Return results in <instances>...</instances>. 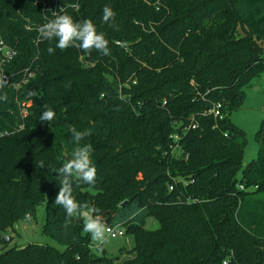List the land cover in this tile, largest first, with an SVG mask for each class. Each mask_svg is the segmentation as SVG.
Instances as JSON below:
<instances>
[{
    "label": "trees",
    "instance_id": "trees-1",
    "mask_svg": "<svg viewBox=\"0 0 264 264\" xmlns=\"http://www.w3.org/2000/svg\"><path fill=\"white\" fill-rule=\"evenodd\" d=\"M105 5L114 22H103ZM53 12L90 19L111 54H50L56 41L37 29ZM0 42L15 51L0 70V264H264V117L243 170L246 135L230 121L264 72V0H0ZM69 125L92 130L81 144L97 169L73 196L132 238L119 263L90 250L83 218L65 227L54 203V171L75 147ZM42 204L43 233L63 251L6 247L1 236Z\"/></svg>",
    "mask_w": 264,
    "mask_h": 264
},
{
    "label": "clouds",
    "instance_id": "clouds-1",
    "mask_svg": "<svg viewBox=\"0 0 264 264\" xmlns=\"http://www.w3.org/2000/svg\"><path fill=\"white\" fill-rule=\"evenodd\" d=\"M53 14L54 19L48 20L37 29L40 38L56 41L55 48H48L50 54L54 53L56 48L64 51L69 47L79 48L89 54L93 49L105 56L111 54L108 46L109 41L105 38V34L98 32L95 24L90 19L74 21L68 14H57L56 12H53ZM115 16L116 13L111 6L105 5L102 17L103 22H114ZM111 26L116 27L114 23ZM7 84L6 76L0 75V101L6 102L8 99L7 94L2 91ZM54 115L55 113L52 109H46L41 114L40 120L50 123L54 119ZM69 131L75 147L71 158L66 159L54 171L58 174L56 179L59 181L60 186L54 203L65 210V227L70 226L74 218H83L84 231L90 235L97 249L102 250V246L108 242V235L112 232V228L108 227L101 216L98 215L100 211L98 208L89 207L86 203L81 204L73 196L74 183L83 182L94 186L97 181V169L91 160L92 145L81 144L82 140L92 134V130L85 129L80 131L75 126L69 125Z\"/></svg>",
    "mask_w": 264,
    "mask_h": 264
},
{
    "label": "rangeland",
    "instance_id": "rangeland-1",
    "mask_svg": "<svg viewBox=\"0 0 264 264\" xmlns=\"http://www.w3.org/2000/svg\"><path fill=\"white\" fill-rule=\"evenodd\" d=\"M21 89V88H20ZM25 112L30 107L31 102L24 101ZM20 107L21 104L19 103ZM29 113V111H27ZM264 117V72L255 77L250 84L245 88L244 101L241 108L233 110L230 113V121L233 125L244 131L246 135V146L243 153L242 170L247 164L252 162L257 157V143L255 134L259 128L261 119ZM176 152H174L175 154ZM241 176V171L238 177ZM45 206L42 204L37 207L34 217L16 222L14 224L15 230L6 231V235L12 237V240L6 244V247H23L29 243L44 244L53 247L55 250L62 252L63 245L58 244L50 236L43 233V225L45 222ZM145 226L150 229H156L158 223L150 219ZM132 238L125 235L124 238L108 239L104 244V255L109 259L122 261L128 257L127 252L132 247ZM0 243V250L2 249ZM121 250V251H120Z\"/></svg>",
    "mask_w": 264,
    "mask_h": 264
},
{
    "label": "built area",
    "instance_id": "built-area-1",
    "mask_svg": "<svg viewBox=\"0 0 264 264\" xmlns=\"http://www.w3.org/2000/svg\"><path fill=\"white\" fill-rule=\"evenodd\" d=\"M14 55H15V51L13 49L8 47L4 43L0 42V70L2 69L4 64L8 63L13 58ZM27 76H28V78H30L33 76V73H28ZM19 86H20L19 84L16 85L17 88ZM20 104L22 106V107H20V109H21L20 112L22 114V117H25L27 115V111L25 112V108H24L26 103L22 102ZM219 107H220V105L218 104L212 110V113L214 115H217ZM21 128H22V125H19L18 129H21ZM8 135H9L8 131H3V132L0 131V136H8ZM171 188L172 187L170 186V189ZM239 188L243 189V186L240 185ZM26 219L29 220V217L27 216ZM108 227L112 228V232L108 235V239L112 240V239H118V238H124L125 237L126 234H125V228L123 225L115 224V225H109ZM88 247L92 251L98 250L96 245L94 244V242H92V240H90Z\"/></svg>",
    "mask_w": 264,
    "mask_h": 264
},
{
    "label": "water",
    "instance_id": "water-1",
    "mask_svg": "<svg viewBox=\"0 0 264 264\" xmlns=\"http://www.w3.org/2000/svg\"><path fill=\"white\" fill-rule=\"evenodd\" d=\"M126 204H127V201H124V202L121 204V206H125ZM75 221H76V223H78V219H77V218H75ZM1 238H2V241H3V243H4L5 245L8 244V243L12 240V237H10V236H8V235H6V234L2 235Z\"/></svg>",
    "mask_w": 264,
    "mask_h": 264
}]
</instances>
